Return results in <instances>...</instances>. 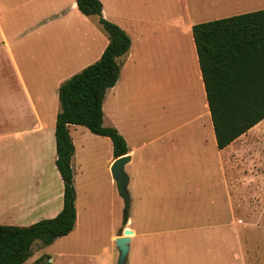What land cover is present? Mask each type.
<instances>
[{"label":"crops","instance_id":"1","mask_svg":"<svg viewBox=\"0 0 264 264\" xmlns=\"http://www.w3.org/2000/svg\"><path fill=\"white\" fill-rule=\"evenodd\" d=\"M101 1L103 17L131 39L103 104V125L118 130L131 157L130 214L113 239L131 230L127 259L137 240L141 264H264V120L219 149L193 37L194 25L235 7L224 5L230 0ZM18 10L31 21L23 33L15 23L3 27ZM93 17L77 0H0V225L27 227L63 209L59 89L110 43ZM69 130L77 200L76 179L107 168L126 206L112 174V140L80 125ZM242 211L250 224L236 218ZM37 251L24 264L87 258Z\"/></svg>","mask_w":264,"mask_h":264},{"label":"trees","instance_id":"2","mask_svg":"<svg viewBox=\"0 0 264 264\" xmlns=\"http://www.w3.org/2000/svg\"><path fill=\"white\" fill-rule=\"evenodd\" d=\"M86 16H99L110 43L94 64L65 81L59 89L61 111L56 121V165L64 181V206L54 218L27 227L0 225V264H24L33 256V245L43 246L73 232L77 220L76 189L72 159L75 146L71 125L109 137L115 159L130 150L125 138L105 127L103 104L107 92L120 77L117 59L131 48V39L118 25L103 17L100 0H77ZM201 72L219 149L247 133L264 120V9L202 22L193 26ZM124 224L130 214V199Z\"/></svg>","mask_w":264,"mask_h":264},{"label":"rangeland","instance_id":"3","mask_svg":"<svg viewBox=\"0 0 264 264\" xmlns=\"http://www.w3.org/2000/svg\"><path fill=\"white\" fill-rule=\"evenodd\" d=\"M101 1V0H100ZM258 0H230L224 5H232L235 8H225L224 11L216 12L223 14L224 17L234 16L246 12H252L254 8L264 6L256 3ZM102 2V1H101ZM261 9V8H260ZM223 12V13H222ZM229 12H233L230 14ZM24 10H18L17 16L12 15L11 22L9 19L3 22V27L9 29L16 24L17 31L23 33L26 31L31 21L25 19ZM96 25L99 28V16L93 17ZM217 19H207L212 21ZM205 21V22H206ZM100 29V28H99ZM26 70V69H23ZM40 70V69H38ZM60 108V102L58 101ZM106 149L100 150L99 156L102 161H105ZM76 179L79 188L77 200L76 191V208L78 209L77 228L66 237L57 239L56 246H43L40 241L35 242L33 245V252L36 254L42 247V253L53 255L54 253H69L74 255H85L87 258H65L58 261L62 264H119L120 251L116 246V237L119 233L121 225L124 221V207L125 204L121 197L118 195L115 187L111 184L107 168H104L101 173H91L86 177ZM75 186V181H74ZM76 189V187H75ZM77 190V189H76ZM250 197H247L249 200ZM246 199V197H245ZM136 205V200H135ZM236 218L250 224L247 211L236 212ZM231 216H228L230 219ZM166 230H171L167 228ZM263 240L259 237V246L262 247L259 252L263 253ZM37 244V247L35 246ZM137 240L132 245V251L126 264H141L137 255ZM36 247V249H35ZM45 251V252H44ZM65 262V263H64Z\"/></svg>","mask_w":264,"mask_h":264},{"label":"water","instance_id":"4","mask_svg":"<svg viewBox=\"0 0 264 264\" xmlns=\"http://www.w3.org/2000/svg\"><path fill=\"white\" fill-rule=\"evenodd\" d=\"M131 157L129 155L117 158L112 167V174L114 180L119 185L120 193L125 194L130 199L129 194V176L125 171L126 165L130 162ZM132 231L126 229L122 236L116 239V245L120 251L119 264H126L127 257L130 250V238Z\"/></svg>","mask_w":264,"mask_h":264}]
</instances>
